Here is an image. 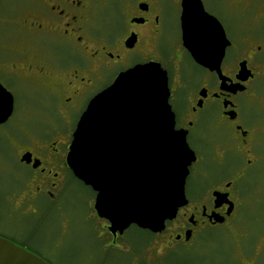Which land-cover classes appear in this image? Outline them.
<instances>
[{
  "label": "flooded vegetation",
  "instance_id": "obj_1",
  "mask_svg": "<svg viewBox=\"0 0 264 264\" xmlns=\"http://www.w3.org/2000/svg\"><path fill=\"white\" fill-rule=\"evenodd\" d=\"M111 1L27 0L15 18L19 42L0 44V77L30 89L45 106L21 108L18 119L30 143L19 149L20 161L33 171L23 200L33 203L34 214L39 213L35 202L41 195L61 210V196L71 179L86 186L67 163L82 115L121 75L139 65L157 63L168 75L175 131L186 135L195 153L185 183L186 203L159 232L136 226L147 237L132 244L125 239L129 229L116 235L110 231L109 221L95 209L97 193L86 186L94 199L89 216L96 222L92 232L99 240L109 237L108 247H121L135 260L147 252L141 259L144 264H216L206 252L218 242L207 232L224 228L234 233L232 261L257 264L264 252V238L249 246V256L241 211L247 196L243 178L252 160H258L255 151L261 126L249 104L264 75V35L253 36L251 42H233L216 17L231 41L222 63L226 80L222 82L217 72L203 68L214 80L204 79L197 89L199 65L184 42L185 0H113V6ZM242 65L246 71L241 74ZM0 84L11 93L1 80ZM208 110L211 118L202 131L201 112ZM197 132L203 133L205 150L197 149ZM22 204H15V209L20 210ZM70 223L68 217L62 227L67 230ZM196 258L197 262L191 261Z\"/></svg>",
  "mask_w": 264,
  "mask_h": 264
},
{
  "label": "water",
  "instance_id": "obj_2",
  "mask_svg": "<svg viewBox=\"0 0 264 264\" xmlns=\"http://www.w3.org/2000/svg\"><path fill=\"white\" fill-rule=\"evenodd\" d=\"M183 22L185 46L197 65L225 82L222 63L231 41L222 23L202 0H185ZM169 97L161 65H139L91 101L74 132L68 166L97 193L95 209L114 235L131 226L159 232L186 203V178L196 158L186 135L175 131ZM14 108V96L0 84V125ZM0 264L50 263L0 236Z\"/></svg>",
  "mask_w": 264,
  "mask_h": 264
},
{
  "label": "rangeland",
  "instance_id": "obj_3",
  "mask_svg": "<svg viewBox=\"0 0 264 264\" xmlns=\"http://www.w3.org/2000/svg\"><path fill=\"white\" fill-rule=\"evenodd\" d=\"M26 1L0 0V44L19 42L20 31L15 18ZM202 1L206 10L222 21L233 42H251L255 40L253 36L264 35V0ZM113 3L112 0L111 6ZM2 57L3 51L0 49ZM206 78L214 80L206 70L197 66V89ZM0 80L9 88L16 101L14 117L0 125V236L24 246L53 264H144L141 259H145L147 252L140 255L141 259L135 260L130 252L121 247H108L109 237L99 240L93 234L96 222L89 218L93 214V192L80 182L70 180L61 196V210L54 209L50 199L41 195L35 202L39 213H33V203L23 200L29 193L28 182L33 171L19 157V149L30 143L23 136V127L19 126L18 119L22 114L21 108L43 109L44 101L19 82L14 84L5 77H0ZM255 89L257 94L249 105H252L250 108L255 122L261 126L258 149L255 151L258 160H252L242 184L247 196L241 211V230L247 233L245 241L248 247L260 237L264 238V75L259 78ZM211 112H201L202 131L206 121L211 118ZM26 127L32 129L33 126L27 124ZM35 127L39 130L37 125ZM202 135L197 132V149L205 150ZM207 167L213 168V164L208 163ZM19 203H23L22 208L16 210L15 204ZM68 217L71 220L70 228L65 230L62 222H66ZM233 235V232L229 233L224 228L207 232V236L218 242L217 246L206 252L209 257H213L211 263L235 264L232 261V251L235 249ZM146 237L147 234L136 226H131L125 234L126 241L132 244L144 241ZM250 250L251 247L249 256L252 254ZM191 261L197 262V258ZM257 264H264V252Z\"/></svg>",
  "mask_w": 264,
  "mask_h": 264
},
{
  "label": "bare ground",
  "instance_id": "obj_4",
  "mask_svg": "<svg viewBox=\"0 0 264 264\" xmlns=\"http://www.w3.org/2000/svg\"><path fill=\"white\" fill-rule=\"evenodd\" d=\"M2 237V236H1ZM4 238V237H3Z\"/></svg>",
  "mask_w": 264,
  "mask_h": 264
}]
</instances>
